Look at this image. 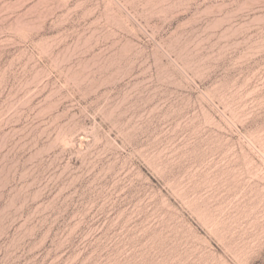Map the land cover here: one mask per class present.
I'll return each instance as SVG.
<instances>
[{
	"label": "rangeland",
	"instance_id": "rangeland-1",
	"mask_svg": "<svg viewBox=\"0 0 264 264\" xmlns=\"http://www.w3.org/2000/svg\"><path fill=\"white\" fill-rule=\"evenodd\" d=\"M0 264H264V0H0Z\"/></svg>",
	"mask_w": 264,
	"mask_h": 264
},
{
	"label": "bare ground",
	"instance_id": "bare-ground-1",
	"mask_svg": "<svg viewBox=\"0 0 264 264\" xmlns=\"http://www.w3.org/2000/svg\"><path fill=\"white\" fill-rule=\"evenodd\" d=\"M225 5V4H224ZM228 5V4H227ZM227 5H225V6H227ZM219 7H221V6H219ZM224 7V6H223ZM223 7H222V9H223ZM226 8V7H225ZM214 9V8H213ZM212 10V9H211ZM217 10V9H216ZM219 10H221V9H219ZM210 11V10H209ZM204 13H206V12H204ZM211 13V12H210ZM218 13V12H217ZM208 13H206V15H207ZM230 15V14H229ZM205 16V15H204ZM226 18V17H225ZM219 25V24H218Z\"/></svg>",
	"mask_w": 264,
	"mask_h": 264
}]
</instances>
